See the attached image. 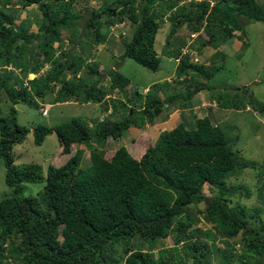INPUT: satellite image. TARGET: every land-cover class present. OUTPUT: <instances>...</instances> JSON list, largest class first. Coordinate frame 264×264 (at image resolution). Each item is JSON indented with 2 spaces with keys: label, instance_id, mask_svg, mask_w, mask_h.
I'll return each instance as SVG.
<instances>
[{
  "label": "trees",
  "instance_id": "1",
  "mask_svg": "<svg viewBox=\"0 0 264 264\" xmlns=\"http://www.w3.org/2000/svg\"><path fill=\"white\" fill-rule=\"evenodd\" d=\"M95 1L98 6L89 10L80 29L76 25L81 16L70 12L72 0H0V90L11 105L20 103L37 110L35 98L45 97L49 83L59 84L55 102H102L106 91L97 81L70 85L65 80L64 71L74 75L83 70L81 57L60 62L44 49V45L60 41L59 29L73 33V37L80 30L82 40L74 41L79 44L91 33L89 43L97 45L104 42L106 30L114 21L127 22L135 27L130 38L122 41L120 59L132 60L154 72L158 58L152 43L166 13V43L178 28L187 30L189 36L200 30L206 39L199 41L195 48L198 53L205 47L216 49L234 32L243 34L245 21L264 26V3L258 0H199L192 3L198 9L190 12L185 11V0ZM8 5L23 9L36 5L42 16L36 32L14 30L12 13L3 10ZM32 42H36L35 60L43 55L42 61L50 68L25 86V77L36 74L43 65L29 64L31 53L25 45ZM178 42L171 57L176 58L180 45L185 44L183 39ZM88 70L96 74L93 68ZM210 72L203 64L191 61L188 54L180 56L174 69L177 83L193 84L181 96L159 101L157 89L167 83L153 84L143 95L134 91L137 109L128 108L127 103H133L125 98L111 101L109 115L120 107V120L105 117L92 134L75 118L51 128L36 125L32 130L35 146L51 133L59 142L61 154L68 153L70 145L76 146L63 165H47L44 174L37 164L13 165L11 149L22 143L27 131L16 124V112L10 106L0 117V161L5 168L4 184L11 192L0 199V264H211L210 248L218 249L214 241L231 237H239V251L234 253L232 246L224 245L216 264H263L264 225L257 224L258 208L245 209L238 203L230 207V203L235 196L252 197L264 165L259 171L252 163L245 165L241 153L233 151L236 138L231 141L220 124H211L207 117H194L188 128L178 123L169 131H160L138 159L124 147L117 148L109 159L94 150L106 138L121 139L128 130L154 125L167 101L186 102L197 92L208 91L205 82L195 80H209ZM106 75L109 92H123L129 84L115 70L106 71ZM86 149L88 165L80 167ZM246 167L255 173L250 180L253 189L229 183ZM28 183L41 184V188L24 195L23 185ZM204 186L209 191L207 197L202 193ZM200 200L204 205L198 218L196 204ZM199 220L209 223L210 229L197 226ZM165 238L171 239V245L158 249L153 257L150 252L156 242Z\"/></svg>",
  "mask_w": 264,
  "mask_h": 264
},
{
  "label": "rangeland",
  "instance_id": "2",
  "mask_svg": "<svg viewBox=\"0 0 264 264\" xmlns=\"http://www.w3.org/2000/svg\"><path fill=\"white\" fill-rule=\"evenodd\" d=\"M198 1L185 0L183 2L185 11L190 12L198 9V6H192V3ZM258 1L259 3H264V0ZM97 6L98 2L95 0H72L70 6L71 14L81 16L76 26L81 29L86 14ZM3 10L5 13H12L14 17L13 27L17 31H24L25 33L36 32L42 22L41 11L36 5L25 9L18 5H8ZM54 14V12L51 13L52 16ZM57 14L60 15L59 13ZM167 16L168 14L166 13L158 23L159 30H157L152 43V48L158 58V66L154 72L141 67L132 60L120 59L124 49L122 41L130 38L135 27L127 22L117 23L114 21V24L106 30L104 42L97 45L89 43L92 40L91 33L83 38L84 42L82 44H79L74 41L78 38L82 40L80 30L73 37V33L59 29L60 41L44 45L47 53H51L53 57H58L60 62L68 59V57L76 58L79 56L82 58L80 64L83 70L80 69L74 75L64 71L65 80L70 85L79 81L85 83L97 81L98 86L106 91V95L102 102L98 104H81L73 99H68L66 102H55L53 101V96L59 89V84L49 83L46 87L47 94L45 97L43 99L35 98L38 104V109L36 110L20 103L14 106L11 105L5 93L0 90V117L7 113L10 106H13L16 112V124L24 127L27 131L22 143L14 145L11 149L13 165L17 167L22 164H37L41 167L44 174L47 165L59 167L74 153L76 146L70 145L68 153L61 154V147L53 133L45 136L40 146H35L32 142V130L36 125L51 128L75 118L82 121L89 134H92L93 131L98 129V123L101 119L109 117L112 120H120V107H117L109 115L111 101L115 102L125 98L133 103H127L128 108L137 109L138 103L133 101L134 91L143 95L148 93L147 90L151 85L156 84L158 86L162 83H167L168 86H164L161 90L157 89L156 98L159 101H165L166 97L169 96H181L187 87L193 85L192 81L177 83L178 79L174 75L176 61L171 56L173 51L179 47L177 46L180 44L178 41L183 39L185 44L180 45L182 48L179 50V54L181 51L186 52L189 57L191 56L194 59L195 63H201L207 67L209 72L211 71L212 76L207 81L192 75L195 79L197 78L195 81L205 82L210 87L208 91L202 90L199 94H194L186 102L181 99L171 102L167 101V105L162 106L160 116L154 120L155 125L149 127L147 131L144 130L145 128L143 131L140 129L134 132L128 130L124 138L116 140L106 138L94 150L102 153L105 159H109L117 148L124 147L134 159H138L147 147L154 144L160 131H169L178 123H183L188 128L192 125L194 117L198 119L207 117L211 124H220L231 141L236 138V144L232 146L233 151L241 153L245 165L252 163L255 170L259 171L260 165H264V26L257 22L245 21L242 24L243 34L234 32L232 38L217 46L216 49L205 47L198 53L195 48L201 39H206V36L200 30L193 36H189L187 30L178 28L175 38L168 36L166 43L165 35L168 33V25L165 20ZM101 32L104 33L102 30ZM20 43L18 42V44ZM25 46L31 53L28 57L31 58L29 64L43 63L36 74H28L25 77L23 84L27 86L28 81L31 79L39 75L43 76L50 68V65L48 62L42 61L44 57L41 54L35 60L33 55L37 53L36 42ZM168 52H171V54ZM179 54L177 55L179 56ZM88 68H93L96 74L90 73ZM7 69L13 70V73L18 72V69L14 70L12 67H7ZM108 70H115L129 80V84L124 88L123 92L108 91V78L106 75ZM90 144L94 145L93 140H90ZM87 165L88 150L86 149L83 150L80 167H86ZM4 172L5 168L0 161V199L11 194L10 189L4 184ZM254 176L253 170L246 167L240 176L230 179L229 183L242 184L249 189H253L250 180ZM40 188L41 184H24L23 194L32 195ZM202 193L206 197L208 196L207 186L203 187ZM252 193L253 195L249 199L239 198L238 196L233 197L230 207L238 203L245 209L258 208L260 216L257 224L264 225V174L261 175V181ZM203 205V201H197L196 209L200 213L196 214L198 218L201 215L200 210ZM191 211L194 212V210ZM197 226L203 230L210 229V224L204 220H199ZM211 240L209 241L211 242ZM18 241L15 240L16 243ZM214 242L218 249L210 248L209 261L211 264H216L219 259V249L223 248L224 245L232 246L234 253H237L240 249L239 246H241L239 237L219 239V242L217 240ZM170 245L171 239L169 238L159 240L155 244L154 251L150 252V254L156 257L158 249L166 248ZM9 264H12V262ZM234 264L239 263L235 262Z\"/></svg>",
  "mask_w": 264,
  "mask_h": 264
},
{
  "label": "clouds",
  "instance_id": "3",
  "mask_svg": "<svg viewBox=\"0 0 264 264\" xmlns=\"http://www.w3.org/2000/svg\"><path fill=\"white\" fill-rule=\"evenodd\" d=\"M185 54H186V52H181V53L179 54L178 57H176V58L173 59L174 61H176V64H177V62H178L179 57L182 56V55H185ZM190 57H191V56H190ZM190 59H191V58H190Z\"/></svg>",
  "mask_w": 264,
  "mask_h": 264
},
{
  "label": "crops",
  "instance_id": "4",
  "mask_svg": "<svg viewBox=\"0 0 264 264\" xmlns=\"http://www.w3.org/2000/svg\"><path fill=\"white\" fill-rule=\"evenodd\" d=\"M201 91H202V90H201ZM201 91H199V92H197V93L199 94ZM197 93H196V94H197ZM192 105H193V104H192ZM161 124H162V123H161ZM154 125H155V124H154ZM149 127H151V126H145V127H144L145 129L142 128V129H140V130L143 131V129H144L145 131H147V129H148ZM140 130H139V132H141ZM161 130H162V129H161Z\"/></svg>",
  "mask_w": 264,
  "mask_h": 264
},
{
  "label": "built area",
  "instance_id": "5",
  "mask_svg": "<svg viewBox=\"0 0 264 264\" xmlns=\"http://www.w3.org/2000/svg\"><path fill=\"white\" fill-rule=\"evenodd\" d=\"M191 58V60H193L194 61V59H192V57H190Z\"/></svg>",
  "mask_w": 264,
  "mask_h": 264
}]
</instances>
